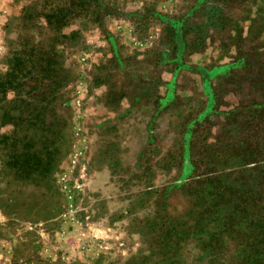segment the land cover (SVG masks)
Here are the masks:
<instances>
[{
  "label": "rangeland",
  "instance_id": "374dc122",
  "mask_svg": "<svg viewBox=\"0 0 264 264\" xmlns=\"http://www.w3.org/2000/svg\"><path fill=\"white\" fill-rule=\"evenodd\" d=\"M257 101L264 0H0V264H246L194 165Z\"/></svg>",
  "mask_w": 264,
  "mask_h": 264
},
{
  "label": "trees",
  "instance_id": "16d2710c",
  "mask_svg": "<svg viewBox=\"0 0 264 264\" xmlns=\"http://www.w3.org/2000/svg\"><path fill=\"white\" fill-rule=\"evenodd\" d=\"M50 24L59 32L68 23ZM244 110L233 111L236 122L239 114L254 118L245 122L244 135L214 148L205 174L194 165V175L203 176L197 193L210 202L212 215L225 219L222 226L229 231L244 226L253 234L244 262L264 264V104L257 101Z\"/></svg>",
  "mask_w": 264,
  "mask_h": 264
},
{
  "label": "crops",
  "instance_id": "0c3cea01",
  "mask_svg": "<svg viewBox=\"0 0 264 264\" xmlns=\"http://www.w3.org/2000/svg\"><path fill=\"white\" fill-rule=\"evenodd\" d=\"M3 219V213L0 211V220H2ZM3 254V252H0V255H2Z\"/></svg>",
  "mask_w": 264,
  "mask_h": 264
}]
</instances>
